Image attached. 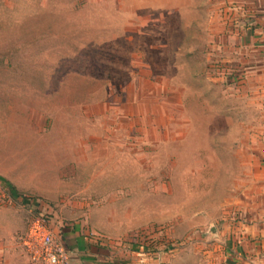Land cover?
Masks as SVG:
<instances>
[{"label":"rangeland","instance_id":"obj_1","mask_svg":"<svg viewBox=\"0 0 264 264\" xmlns=\"http://www.w3.org/2000/svg\"><path fill=\"white\" fill-rule=\"evenodd\" d=\"M221 1L0 0V264H33L37 216L155 264L239 261L264 130L215 62Z\"/></svg>","mask_w":264,"mask_h":264},{"label":"crops","instance_id":"obj_2","mask_svg":"<svg viewBox=\"0 0 264 264\" xmlns=\"http://www.w3.org/2000/svg\"><path fill=\"white\" fill-rule=\"evenodd\" d=\"M226 4L229 6L214 13L218 20L212 36L215 62L224 66L222 75L233 86L230 95L237 101L231 104L236 111H246L247 120L264 130V0H228ZM256 176L254 180L260 184L256 182L246 195L245 231L242 223L234 230L245 245L244 254L229 252L238 262L244 257L236 264H264V160ZM64 237L61 239L70 251L68 264H155L134 247L111 249L98 238L79 237L70 231Z\"/></svg>","mask_w":264,"mask_h":264},{"label":"built area","instance_id":"obj_3","mask_svg":"<svg viewBox=\"0 0 264 264\" xmlns=\"http://www.w3.org/2000/svg\"><path fill=\"white\" fill-rule=\"evenodd\" d=\"M22 245L33 264H68L70 251L58 233L42 217H33L22 237Z\"/></svg>","mask_w":264,"mask_h":264},{"label":"water","instance_id":"obj_4","mask_svg":"<svg viewBox=\"0 0 264 264\" xmlns=\"http://www.w3.org/2000/svg\"><path fill=\"white\" fill-rule=\"evenodd\" d=\"M210 233L215 234V229L213 227L210 229Z\"/></svg>","mask_w":264,"mask_h":264},{"label":"trees","instance_id":"obj_5","mask_svg":"<svg viewBox=\"0 0 264 264\" xmlns=\"http://www.w3.org/2000/svg\"><path fill=\"white\" fill-rule=\"evenodd\" d=\"M44 217V216H43Z\"/></svg>","mask_w":264,"mask_h":264}]
</instances>
